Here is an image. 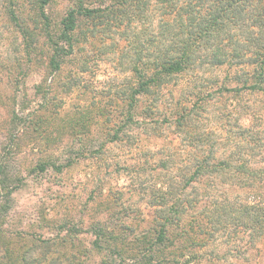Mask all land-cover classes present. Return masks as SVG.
Instances as JSON below:
<instances>
[{
	"label": "rangeland",
	"instance_id": "obj_1",
	"mask_svg": "<svg viewBox=\"0 0 264 264\" xmlns=\"http://www.w3.org/2000/svg\"><path fill=\"white\" fill-rule=\"evenodd\" d=\"M79 6L103 13L79 19L72 49L53 71L61 21ZM154 7L152 0H0V260L8 250L37 264H133L132 245L154 238L179 212L174 264H264V229L256 250L238 255L249 230L245 219L232 221L247 202L264 207V148L248 163L258 171L245 175L249 183L208 172L231 161L246 133L264 138V96L224 92L241 87L251 67L212 63L211 50L168 78L157 97L136 101V70L153 71ZM206 214L227 220L213 225ZM99 228L114 237L96 248ZM184 231L199 238L194 249Z\"/></svg>",
	"mask_w": 264,
	"mask_h": 264
},
{
	"label": "trees",
	"instance_id": "obj_2",
	"mask_svg": "<svg viewBox=\"0 0 264 264\" xmlns=\"http://www.w3.org/2000/svg\"><path fill=\"white\" fill-rule=\"evenodd\" d=\"M7 1L11 5L12 0ZM152 1H154V13L157 17L155 31L157 42L153 53L154 59L150 64L153 71L145 77V74L143 75L136 70L139 78L137 87L134 90V95L137 97L136 101L144 96L157 97L160 93L158 89L160 90L168 78L191 69L201 51L211 50L213 52L210 56L212 63L222 64L223 62L218 60L221 57L227 60V63L231 66L232 64H245L251 67L250 70L245 71L246 78L241 87L225 88L224 92L236 95L264 96V0ZM102 13V10L88 9L82 6L71 9L67 13L60 24L59 40L62 41V44L55 43L53 45V55L49 61L53 71L59 70L61 58L68 55V52L72 49V34L77 28L79 19L95 18ZM9 16L11 21H16L17 18L12 9L9 11ZM66 48H68V51H66ZM225 50L229 52L224 53ZM207 58H203L202 61ZM219 93H222V91ZM246 135L247 138H241V141L245 140L244 143L237 144L238 153H231V161L222 160L218 165L213 166L211 170L209 169L208 172L230 171L231 176L238 184L251 182L245 175L254 176V174H257L258 171L249 167V162L254 157L261 155V149L264 148V138L250 132ZM248 152L250 160L248 159ZM259 171L263 174L262 179H264V168H260ZM192 177L189 179L191 182ZM249 185L248 187H252L251 183ZM5 188H8V186H5ZM5 198H8V194H5ZM194 205L191 204L192 208L196 207ZM4 209L6 208L0 205V226L3 223ZM224 211L221 208V212ZM206 215L213 225L221 223L222 220H227L222 216L223 219L217 217L213 221L209 214ZM244 219L246 225H248V227H245L249 230L248 248L243 251L238 250V255H247L250 250H256V238L260 237V232L264 229V207L257 206L252 201L243 204L241 213L233 215L234 226L238 223L244 224ZM180 222L181 214L179 212L172 213L171 216L162 220L158 226V231H154V238L144 237L143 241H136L131 248L132 255L134 254L136 259L133 264H174L177 259L175 256L180 251L174 242L178 232L175 229L179 228ZM214 230L212 228L211 232ZM182 233L185 236L183 238L190 242V246L187 248L194 249L193 246L199 245L197 243L199 238L192 240L185 234V231ZM93 234L96 237L94 243L96 248H101L98 239L103 238L108 242L111 241L110 238L114 237L110 232L103 231L102 228H99ZM209 237H212V233ZM2 240L0 236V241ZM33 240L36 239L33 238ZM201 245L205 247L203 242H201ZM31 247H40V245L34 244ZM166 251L168 252L165 253ZM5 253L7 255L5 254V257L0 260V264L39 263L34 259L31 260V256L29 257L27 254L28 252L19 256L18 259L16 257L12 258L8 250ZM5 259L6 261H4Z\"/></svg>",
	"mask_w": 264,
	"mask_h": 264
}]
</instances>
